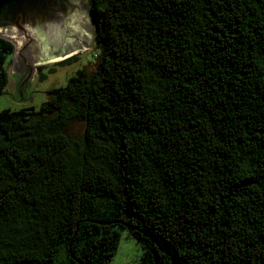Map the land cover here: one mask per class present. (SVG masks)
Instances as JSON below:
<instances>
[{"label": "trees", "instance_id": "trees-1", "mask_svg": "<svg viewBox=\"0 0 264 264\" xmlns=\"http://www.w3.org/2000/svg\"><path fill=\"white\" fill-rule=\"evenodd\" d=\"M88 3L94 70L0 112V264H109L117 226L142 264H264V0Z\"/></svg>", "mask_w": 264, "mask_h": 264}, {"label": "water", "instance_id": "water-1", "mask_svg": "<svg viewBox=\"0 0 264 264\" xmlns=\"http://www.w3.org/2000/svg\"><path fill=\"white\" fill-rule=\"evenodd\" d=\"M92 23L85 0H0V38L14 46L12 64L21 81L30 80L28 63L65 61L87 48L95 37Z\"/></svg>", "mask_w": 264, "mask_h": 264}, {"label": "rangeland", "instance_id": "rangeland-1", "mask_svg": "<svg viewBox=\"0 0 264 264\" xmlns=\"http://www.w3.org/2000/svg\"><path fill=\"white\" fill-rule=\"evenodd\" d=\"M85 4L89 7L88 0H85ZM94 38L85 51L73 56L72 58H75L69 62L28 63L31 67L30 80L22 85L18 83L19 71L13 67L11 61L13 55L9 57L7 63H10L8 68L10 81L4 93L0 95V112L19 111L30 107L38 110L50 99L51 91L66 86L68 80L76 76L79 70L84 69L91 73L96 65ZM65 132L79 137L84 132V123H71L65 128ZM116 230L120 232V243L109 264H142L147 241L129 228L117 226Z\"/></svg>", "mask_w": 264, "mask_h": 264}, {"label": "bare ground", "instance_id": "bare-ground-1", "mask_svg": "<svg viewBox=\"0 0 264 264\" xmlns=\"http://www.w3.org/2000/svg\"><path fill=\"white\" fill-rule=\"evenodd\" d=\"M94 20V19H93ZM92 25L94 26V24L92 23ZM93 31H94V29H93ZM87 48H85V49H75V50H73L72 52H71V54H73V55H76V54H78V52L80 51V52H82V51H85ZM63 59L62 58H60V59H55V60H52V62H59V61H62ZM51 62V61H50ZM33 71H35V70H33Z\"/></svg>", "mask_w": 264, "mask_h": 264}, {"label": "flooded vegetation", "instance_id": "flooded-vegetation-1", "mask_svg": "<svg viewBox=\"0 0 264 264\" xmlns=\"http://www.w3.org/2000/svg\"><path fill=\"white\" fill-rule=\"evenodd\" d=\"M69 59H71V58H69ZM69 59H67V60H69ZM18 82H20V84L22 85V84H25V82H27V81H25V79H23V80L21 81V78L18 77Z\"/></svg>", "mask_w": 264, "mask_h": 264}, {"label": "crops", "instance_id": "crops-1", "mask_svg": "<svg viewBox=\"0 0 264 264\" xmlns=\"http://www.w3.org/2000/svg\"><path fill=\"white\" fill-rule=\"evenodd\" d=\"M19 83V82H18Z\"/></svg>", "mask_w": 264, "mask_h": 264}]
</instances>
